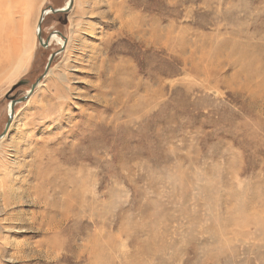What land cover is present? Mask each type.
Listing matches in <instances>:
<instances>
[{"label": "rangeland", "instance_id": "rangeland-1", "mask_svg": "<svg viewBox=\"0 0 264 264\" xmlns=\"http://www.w3.org/2000/svg\"><path fill=\"white\" fill-rule=\"evenodd\" d=\"M1 2L0 264H264V0Z\"/></svg>", "mask_w": 264, "mask_h": 264}, {"label": "water", "instance_id": "water-1", "mask_svg": "<svg viewBox=\"0 0 264 264\" xmlns=\"http://www.w3.org/2000/svg\"><path fill=\"white\" fill-rule=\"evenodd\" d=\"M71 2H72V0H69V2H68V7L70 6V4H71ZM67 9V7H65V8H62V9H54V8H47V12H51V13H56V12H58V11H65ZM46 13V9H42L41 10V14L39 15V17H38V20H37V23H36V37H37V41H38V43H39V45L41 46V47H46L47 46V44H48V38L47 39H45V40H43V38H42V36H41V23H42V20H43V17H44V14ZM54 56V54H51L50 56H49V58H48V61H47V64H46V67H45V70H44V73L47 71V67L49 66V64H50V61H51V59H52V57ZM39 79L40 78H37V80L32 84V86H31V89H30V92L36 87V85L38 84V82H39ZM25 99V97H23V98H21V99H19V100H12L11 102H10V104H9V111H8V119H7V123H6V125H5V128H4V130H3V132L0 134V139L3 137V135H5V132H6V130H7V127H8V125H9V121L12 119V115H13V106H14V104L15 103H17V102H19V101H22V100H24Z\"/></svg>", "mask_w": 264, "mask_h": 264}, {"label": "bare ground", "instance_id": "bare-ground-1", "mask_svg": "<svg viewBox=\"0 0 264 264\" xmlns=\"http://www.w3.org/2000/svg\"><path fill=\"white\" fill-rule=\"evenodd\" d=\"M68 2H69V0H68ZM68 2L66 3V6L68 5ZM1 7H2V2H1V0H0V9H1ZM2 11V10H1ZM10 12V11H9ZM41 14V13H40ZM122 25H126L128 28H126V29H128V30H130V29H132L133 31L132 32H135V31H138V29H139V27H140V22H136L135 21V19H128V20H126L124 23H122ZM37 29V28H36ZM37 31V30H36ZM55 39H57L58 41H59V44H63V40H62V38H60L59 37V35H57L55 32L50 36V38L48 39V44L47 45H49V43L51 42V40H55ZM108 109V107L107 106H105V109ZM106 109V110H107ZM8 110H9V108H8ZM103 111H105V110H103ZM108 111H109V109H108ZM93 122V121H92ZM94 123V122H93Z\"/></svg>", "mask_w": 264, "mask_h": 264}]
</instances>
